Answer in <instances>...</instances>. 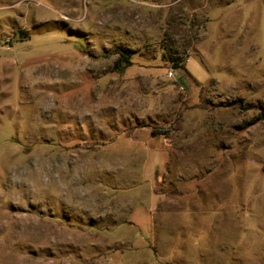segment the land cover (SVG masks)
I'll return each instance as SVG.
<instances>
[{
	"label": "rangeland",
	"instance_id": "obj_1",
	"mask_svg": "<svg viewBox=\"0 0 264 264\" xmlns=\"http://www.w3.org/2000/svg\"><path fill=\"white\" fill-rule=\"evenodd\" d=\"M0 264H264V0H0Z\"/></svg>",
	"mask_w": 264,
	"mask_h": 264
},
{
	"label": "trees",
	"instance_id": "obj_2",
	"mask_svg": "<svg viewBox=\"0 0 264 264\" xmlns=\"http://www.w3.org/2000/svg\"><path fill=\"white\" fill-rule=\"evenodd\" d=\"M20 34H22L20 32ZM131 65V55H130V52L129 51H126V50H123L120 52L119 54V58L117 59V62H115V66L118 70H121L125 67H128ZM158 132H155V133H158L160 135H166V132H164L163 129H159V130H156Z\"/></svg>",
	"mask_w": 264,
	"mask_h": 264
}]
</instances>
